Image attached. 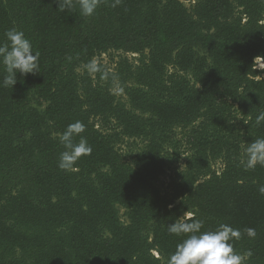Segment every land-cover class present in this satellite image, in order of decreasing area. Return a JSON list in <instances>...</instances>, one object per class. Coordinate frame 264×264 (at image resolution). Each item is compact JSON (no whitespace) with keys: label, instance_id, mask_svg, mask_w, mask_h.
<instances>
[{"label":"trees","instance_id":"trees-1","mask_svg":"<svg viewBox=\"0 0 264 264\" xmlns=\"http://www.w3.org/2000/svg\"><path fill=\"white\" fill-rule=\"evenodd\" d=\"M112 3L86 18L57 0H0V42L15 26L40 53L38 73L0 86V264H167L185 238L168 225L186 214L202 231L240 229L235 250L251 251L245 264H264V166L240 163V145L264 137L255 122L264 111V0ZM107 52L125 56L102 84L101 63L95 74L82 66ZM115 79L128 108L111 92ZM77 120L92 152L62 171L58 134ZM197 122L193 154L162 194L154 181L163 146L175 127ZM130 138L145 147L128 163L115 146ZM217 159L219 173L209 164Z\"/></svg>","mask_w":264,"mask_h":264},{"label":"clouds","instance_id":"clouds-1","mask_svg":"<svg viewBox=\"0 0 264 264\" xmlns=\"http://www.w3.org/2000/svg\"><path fill=\"white\" fill-rule=\"evenodd\" d=\"M105 0H57L58 9L62 12L78 8L81 16L91 18L96 15L98 8ZM121 0H114L111 4L116 7ZM40 53L34 51L31 40L25 32L17 27H11L4 32V40L0 42V65L3 66L4 75L0 86L9 87L17 82V73L21 76L36 74L39 72ZM89 74L100 71L96 58L82 66ZM81 69H77L80 71ZM257 125L264 123V111L257 114ZM85 131V125L77 120L67 125L66 129L58 134V139L64 148L59 155L58 167L62 171L77 170V161L82 156L90 155L91 146L87 139L81 135ZM79 141L75 142V137ZM241 161L245 170L255 169L257 165L264 166V137L253 139L252 142L242 143ZM264 195V186L259 189ZM202 221L179 217L169 223L168 232L172 235L185 238L177 244L176 250L170 254L167 264H245L251 257V251L239 253L235 250L231 241L241 237L240 229L228 224H220L213 230L202 231ZM251 238L256 236L254 228L245 229Z\"/></svg>","mask_w":264,"mask_h":264},{"label":"rangeland","instance_id":"rangeland-1","mask_svg":"<svg viewBox=\"0 0 264 264\" xmlns=\"http://www.w3.org/2000/svg\"><path fill=\"white\" fill-rule=\"evenodd\" d=\"M193 3V2H192ZM185 5L188 7L189 4L185 3ZM121 55H117L116 52H107L105 54H102L101 56L96 57L97 63H101L104 66V72H103V78H102V84H104L107 81V75L106 72H112L114 73V70L116 69L117 63L116 61L119 60V56H125L124 53H120ZM128 60L132 62L133 64L136 63L134 60L133 55L128 54L127 55ZM264 63L261 60L256 61V68L262 69ZM81 73L82 71H78ZM130 85V84H129ZM112 94H114L116 101H119L121 103H125L126 107L128 108L129 106L127 105V97L123 91L119 87L118 80L115 79L112 83V88H111ZM42 110V108H40ZM231 110H236V106L233 107ZM236 120L239 121L240 117L237 115L235 116ZM234 121V122H235ZM199 122L192 124L186 129H181L179 127H175L172 130V141L169 144H166L163 146L162 150V159H163V164H164V172L162 175L158 177L157 180L154 181L155 187L162 193H166L170 189V182L172 179L176 176L177 172H181L185 169L187 162L189 161L190 155L193 154V151H190V146L188 144V136L191 135L190 132H192L193 129H196ZM97 126V125H96ZM226 127V126H225ZM222 127V128H225ZM219 129V127H218ZM223 130V133L227 136L228 131L225 129ZM106 132V131H105ZM145 147V144L142 143L139 140L136 139H122L120 141V144L118 143L115 148L116 150L120 153L121 158L125 162H131V159L134 155L138 154L141 152ZM210 169L214 170L216 173H219L221 171L223 162L222 159H217L215 161H211L210 163ZM191 214H186L184 218H189L191 217ZM118 217L122 223H126V215H125V210L123 208H118ZM0 253V261H4V258Z\"/></svg>","mask_w":264,"mask_h":264}]
</instances>
